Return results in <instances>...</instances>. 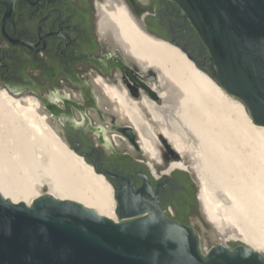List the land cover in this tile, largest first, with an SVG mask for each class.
Here are the masks:
<instances>
[{"label": "bare ground", "instance_id": "6f19581e", "mask_svg": "<svg viewBox=\"0 0 264 264\" xmlns=\"http://www.w3.org/2000/svg\"><path fill=\"white\" fill-rule=\"evenodd\" d=\"M98 10L103 35H110L145 72L156 70L163 87L159 95L163 106L144 98L155 124L127 92L106 86L128 113L143 150L153 160L163 161L156 132L160 128L181 156L166 172L195 173L208 222L226 240L240 239L264 253L255 244L264 243L257 234L264 231V126L254 123L246 105L182 49L148 33L122 0H105ZM167 107L171 116L165 112ZM56 129L37 97L0 87V157L14 163L15 178L14 192L4 187L0 192L28 205L49 192L117 219L113 185L70 148ZM44 188L48 191L43 193ZM218 193L227 200L226 206L217 199Z\"/></svg>", "mask_w": 264, "mask_h": 264}, {"label": "flooded vegetation", "instance_id": "af4514ba", "mask_svg": "<svg viewBox=\"0 0 264 264\" xmlns=\"http://www.w3.org/2000/svg\"><path fill=\"white\" fill-rule=\"evenodd\" d=\"M122 1L148 33L176 41L207 61L205 44L176 1ZM103 2L14 0L7 20L6 9L0 6V82L9 87L7 82L13 80L14 88L37 97L53 126L58 122L56 130L69 147L115 187L133 186L134 194L145 190L143 195L168 217L200 233L205 215L198 181L191 171L166 172L173 157L180 156L158 127L163 161L147 155L128 113L106 90L109 86L127 92L157 124L144 98L164 105L162 96L158 98L163 89L158 73L152 68L145 72L110 35H103L98 10ZM168 109L165 112L170 113Z\"/></svg>", "mask_w": 264, "mask_h": 264}, {"label": "water", "instance_id": "95a60500", "mask_svg": "<svg viewBox=\"0 0 264 264\" xmlns=\"http://www.w3.org/2000/svg\"><path fill=\"white\" fill-rule=\"evenodd\" d=\"M174 1L198 31L207 61L163 39L182 49L264 126V0ZM0 6L10 19L14 0H0ZM113 187L117 219L49 192L31 205L0 192V264H264V253L246 244H218L205 252L200 233L168 217L145 190L134 194L133 186Z\"/></svg>", "mask_w": 264, "mask_h": 264}, {"label": "rangeland", "instance_id": "374dc122", "mask_svg": "<svg viewBox=\"0 0 264 264\" xmlns=\"http://www.w3.org/2000/svg\"><path fill=\"white\" fill-rule=\"evenodd\" d=\"M9 87H7L13 94L16 95H27L28 93L21 91L20 89L14 88V81H8ZM0 87H6L3 85V83L0 82ZM243 103V102H242ZM244 104V103H243ZM247 108V107H246ZM247 111L249 112L248 108ZM250 113V112H249ZM57 121L54 123V127L58 129ZM59 132V131H58ZM60 134V133H59ZM163 144L167 148V145L165 144L163 140ZM172 160H181V158H174ZM191 175L198 181L197 176L195 173L191 172ZM199 183V182H198ZM2 186V187H1ZM7 188L10 189V191L14 192L15 187V178H14V163L7 162L5 158L0 157V188ZM200 189V184H199ZM48 191L47 188H44L43 193ZM199 193V191H198ZM220 202H222L224 205L226 204L227 200L223 197L221 193H218V198ZM226 206V205H225ZM231 232V231H230ZM231 234V233H230ZM259 237L264 238V231L257 232ZM200 235L202 239V249L206 252L209 250L212 246L218 245V244H224L226 246L235 247L238 244H245L240 239L235 241H228L226 238L222 237L217 230L208 222L206 217H204V222H200ZM242 238L243 236H238ZM243 239V238H242ZM255 244L261 249L264 250V243H256Z\"/></svg>", "mask_w": 264, "mask_h": 264}]
</instances>
